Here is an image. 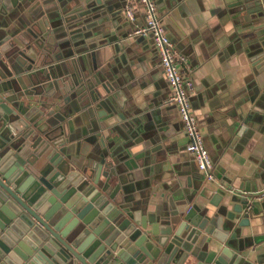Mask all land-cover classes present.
Listing matches in <instances>:
<instances>
[{"label":"water","instance_id":"obj_1","mask_svg":"<svg viewBox=\"0 0 264 264\" xmlns=\"http://www.w3.org/2000/svg\"><path fill=\"white\" fill-rule=\"evenodd\" d=\"M20 4L0 0V264H250L240 252L264 234L241 228L264 212V200L231 194L228 212L192 197L149 204L132 190L144 173L134 158L109 154L80 166L64 157L69 123L55 114L57 102L70 92L110 102L96 90L98 62L105 45L120 50V36L101 26L105 0H57L56 25L33 16L8 30ZM233 4L254 13V59L264 58V0ZM62 47L69 54L60 61ZM57 61L66 71L57 73Z\"/></svg>","mask_w":264,"mask_h":264},{"label":"crops","instance_id":"obj_2","mask_svg":"<svg viewBox=\"0 0 264 264\" xmlns=\"http://www.w3.org/2000/svg\"><path fill=\"white\" fill-rule=\"evenodd\" d=\"M235 1L154 0L166 35L183 57L182 77L192 83L190 107L212 163V182L203 180L192 156L183 149L181 123L174 105L167 101L168 87L150 38L130 33L140 23L139 11L132 23L126 21L122 0H105L107 10L101 20V26L109 28L107 35L120 36V50L114 53L105 45L98 62L102 87L96 90L102 98L110 97V102L91 104L88 98L77 100L74 92L57 102L55 114L69 123L64 157L80 166L109 154L134 158L144 173L137 180L139 189L132 190L149 204L192 197L200 208L213 212L217 205L228 212L231 194L251 199L264 180V58L254 59L257 51L252 41L259 28L254 13ZM58 12L57 0H21L18 13L7 19V29L33 16L48 29L49 24H57ZM60 52V61L68 58L64 57L69 54L66 47ZM60 61L54 63L57 73L67 69ZM118 114L123 118L118 119ZM127 122L132 125L131 136L126 133ZM148 150L146 161L140 162ZM123 170L120 166L119 171ZM241 230L249 236L263 235L264 212L253 215L248 228ZM240 255L250 264H264V239Z\"/></svg>","mask_w":264,"mask_h":264},{"label":"built area","instance_id":"obj_3","mask_svg":"<svg viewBox=\"0 0 264 264\" xmlns=\"http://www.w3.org/2000/svg\"><path fill=\"white\" fill-rule=\"evenodd\" d=\"M139 11L140 23L134 24L131 35L149 37L168 87L167 101L174 105L181 123L184 137L183 149L192 156L197 170L205 182H212V163L202 142L197 120L191 111L189 97L192 92L190 80L182 77L180 62L183 57L176 51L172 41L166 35L156 13L154 0H122V12L126 21L132 23L135 12ZM251 200H264V180L261 188L251 194Z\"/></svg>","mask_w":264,"mask_h":264}]
</instances>
